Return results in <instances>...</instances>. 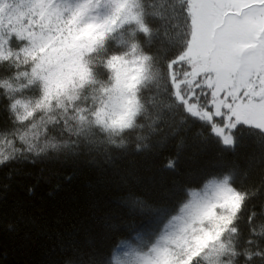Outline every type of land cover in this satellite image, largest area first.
Here are the masks:
<instances>
[{"label":"snow or ice","instance_id":"snow-or-ice-1","mask_svg":"<svg viewBox=\"0 0 264 264\" xmlns=\"http://www.w3.org/2000/svg\"><path fill=\"white\" fill-rule=\"evenodd\" d=\"M8 3L13 7L6 11L0 0V77H7L0 79V168L6 170L0 182V228L18 232L23 220L22 214L12 219L3 211L15 203L8 191L20 170L16 165L49 162L72 169L54 191L86 173L106 185L110 196L93 201L80 226L57 234L55 256L50 254L47 264H108L106 253L116 233L135 232L137 240L147 242L161 223L156 243L137 255L136 264L175 260L170 245L184 249L178 264H196L201 242L209 241V264L220 257L228 264H264V0H148L149 22L158 25L148 42L159 71L139 77L155 83L147 90L148 109L135 151L123 141L117 145L98 138L86 124L75 127L70 113L41 119L10 82L24 78L38 83L45 96L74 97L81 84L91 82L90 73L55 93L51 81L73 62L87 68L84 57L118 20L143 28L134 6H125V0ZM93 28L101 39L80 42L79 36ZM113 61V68L127 63L119 57ZM134 93L132 80L117 70L115 84L95 100L109 118L127 112L123 128L135 114L136 106L129 103ZM157 149L158 159H134L151 157ZM142 168L148 176L139 174ZM193 171L206 182L188 192L175 214L144 198L159 190L174 195L181 187L177 178ZM36 189L33 184L27 192ZM226 232L227 248L216 243Z\"/></svg>","mask_w":264,"mask_h":264},{"label":"clouds","instance_id":"clouds-1","mask_svg":"<svg viewBox=\"0 0 264 264\" xmlns=\"http://www.w3.org/2000/svg\"><path fill=\"white\" fill-rule=\"evenodd\" d=\"M127 4L134 6L133 12L140 18L143 28L136 21H131V23L129 21H125L124 23H120L119 20L117 21L115 30L103 37L102 42L98 44L97 53L93 54L97 56L99 63L95 65L90 64L91 82L81 84L77 89V95L71 98L60 96L59 99L55 95L45 96L38 83L29 84L25 79L22 80V88L23 93H27L26 96L30 98L34 115L39 116L41 119H53L58 115L62 116L66 112L70 113L69 119L75 127L86 124L91 127L93 133L98 138L105 141H108L110 138L116 141L117 145L123 141L125 147L135 151L136 138L142 134V118L146 116L148 109L147 90L149 83L147 80L139 79L142 72L137 71L136 75L132 78V86L135 89V93L134 98L129 103L134 104L136 110L128 127H119L120 121L126 118V112L115 114L109 118L105 114L107 110L102 111L101 105L95 100L96 97L101 95L103 89L111 88L115 84L116 70L109 64L110 61H113L114 57L122 58L123 61H130L134 57H145L147 58L144 61L145 69L150 70L155 67L159 71L155 63L156 53L148 42L149 35L158 30V25L149 22V12L151 10L148 7V0H125V6ZM11 7L13 6L8 3V0H5V10H9ZM119 31H123L126 34L130 33L127 46L120 45L112 39L115 33ZM133 45H135V49H133ZM4 78L0 77V79ZM137 80L139 81L138 83H136ZM41 102L43 106H38ZM72 109H76V111H72ZM101 118L103 123H98L97 121ZM159 151L161 150L157 149L151 157L139 155L134 157V159L137 162H142L148 158L158 159ZM139 174L148 176L149 171L142 168ZM224 174L227 175V173ZM177 182L180 183L181 187L174 195L168 190H159L147 193L144 198L157 208H170L172 213L175 214L181 203L187 199L188 192L202 188L206 179L198 178L193 171L188 176L178 177ZM117 197L118 193H113V198ZM162 229L163 223L159 225L156 229V234L150 237L147 242L137 240L135 232L116 233L106 253L108 264H136L137 255L149 252L156 243V238ZM122 240L127 241L128 246H120ZM229 240V234L226 232L216 243H223L227 248L229 247ZM210 244V241L201 242L199 246L200 255L195 258L196 264H209V259L205 257L210 255ZM170 247H172L176 259L165 258L161 261V264H178V260L184 259L183 248H175L171 245ZM217 264H228V261L225 257H220L217 259Z\"/></svg>","mask_w":264,"mask_h":264},{"label":"trees","instance_id":"trees-1","mask_svg":"<svg viewBox=\"0 0 264 264\" xmlns=\"http://www.w3.org/2000/svg\"><path fill=\"white\" fill-rule=\"evenodd\" d=\"M0 11L4 10L0 9ZM129 35L130 33L119 31L112 39L120 45L127 46ZM100 39L99 30L95 28L79 36V41L84 43ZM97 48L98 46L84 57L88 60L87 68L80 61L73 62L51 81L53 93L62 90L65 84L73 79L87 78L91 73L90 64L99 63L97 56L93 55L97 53ZM126 62L115 70H119L129 80H132L137 71L145 75L158 73L155 67L146 70L144 62L138 57ZM22 80L24 78L10 82L21 90L20 99L30 101L26 96L27 93H23ZM147 82L149 87L155 83L154 80ZM127 118L126 112V118L120 121V125H123ZM16 167L20 170L14 174L8 191L9 197H13L15 203L11 207L4 206L3 211L10 214L12 219H17L22 214L23 220L20 222L18 232L8 233L0 228V264H47L49 255L55 256L52 249L57 234H67L74 226H80L85 222L89 216L91 203L107 199L110 191L106 185L86 173L76 175L71 184L54 191L55 184L62 176L72 174L70 167L49 162L26 163ZM5 171L0 168V182L4 181ZM33 184H37V189L35 193L29 194L27 189ZM33 220L35 223H32Z\"/></svg>","mask_w":264,"mask_h":264}]
</instances>
